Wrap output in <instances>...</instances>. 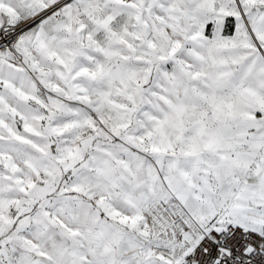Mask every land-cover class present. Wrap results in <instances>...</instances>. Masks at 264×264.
I'll use <instances>...</instances> for the list:
<instances>
[{
    "label": "snow or ice",
    "instance_id": "1",
    "mask_svg": "<svg viewBox=\"0 0 264 264\" xmlns=\"http://www.w3.org/2000/svg\"><path fill=\"white\" fill-rule=\"evenodd\" d=\"M0 264H264V0H0Z\"/></svg>",
    "mask_w": 264,
    "mask_h": 264
}]
</instances>
